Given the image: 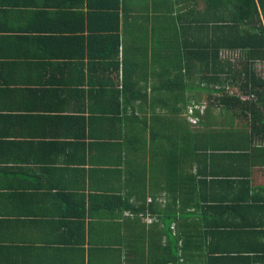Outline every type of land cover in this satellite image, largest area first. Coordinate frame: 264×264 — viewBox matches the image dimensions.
Returning <instances> with one entry per match:
<instances>
[{
    "label": "crops",
    "instance_id": "1",
    "mask_svg": "<svg viewBox=\"0 0 264 264\" xmlns=\"http://www.w3.org/2000/svg\"><path fill=\"white\" fill-rule=\"evenodd\" d=\"M254 2L258 25L264 0ZM211 3L0 0V264H264V139L249 135L248 116L226 129L189 121L199 89L183 92L185 111L164 108L181 103L164 54L219 40L213 26L232 6ZM107 4L117 28L85 17ZM134 53L141 62L127 72L121 60ZM218 60L223 79L245 56L221 48ZM223 80L210 86L232 87ZM181 127L193 145L220 132L236 150L213 159L187 148L182 161Z\"/></svg>",
    "mask_w": 264,
    "mask_h": 264
},
{
    "label": "trees",
    "instance_id": "2",
    "mask_svg": "<svg viewBox=\"0 0 264 264\" xmlns=\"http://www.w3.org/2000/svg\"><path fill=\"white\" fill-rule=\"evenodd\" d=\"M109 1V0H107ZM211 9L214 11L218 9L219 0H211ZM217 1V2H216ZM117 3V0H116ZM228 4L232 6L229 10L228 19L220 21L221 24L213 26V33L216 34L219 40L210 41V45L202 46L201 48H187L186 44L180 43L175 45V50L164 54L165 61V74L168 77L166 84L174 85L175 82L180 83L179 87L176 89L178 93L175 96L179 97L181 102L177 104H164L166 112L172 114L174 112L185 111L186 104L185 99L183 98V92L190 89L194 91V88H199V90H204L207 97H211L210 100L213 103L224 104L225 106L235 107L247 115L250 129V136H256L260 140L264 139V8H261L262 23L258 25L254 22L251 24L253 13L258 14L256 4L254 0H228ZM117 5L107 4L104 8H93L95 10H88L85 17L90 19H99L101 21L113 20L115 22V28L118 24V15L116 10H112V7L116 9ZM168 15V13L166 14ZM167 18V17H166ZM171 18V17H170ZM168 19V18H167ZM219 19V18H218ZM248 20V21H247ZM173 25L170 21L168 27L166 26L167 33H175L171 29ZM183 28V25H180ZM102 31L106 27L102 26ZM98 31V30H97ZM98 33V32H96ZM103 33V32H102ZM99 35V34H98ZM100 38H104L103 42L105 43V51L109 52L107 34H100ZM96 36V38H99ZM90 36L89 38H91ZM113 37V36H112ZM89 44V39H88ZM107 47V48H106ZM118 47L117 34L113 37L112 48L111 50L116 54ZM221 48H227L231 51H240L245 56V62H238V65L234 63H227V70L223 72V79H227L231 84V88L226 89L225 87L213 88L210 85L212 84H221L224 81L220 75V65L222 64L218 60V51ZM142 49V47H141ZM144 49V47H143ZM146 52V50H144ZM181 54V56H180ZM156 52L152 51L151 56L155 59ZM132 57V58H131ZM129 60L122 59L121 65L123 69L127 72L131 70L134 71V68L139 65L141 62L140 54L137 55L134 53ZM113 58V57H112ZM129 58V57H128ZM193 60H195V71L193 69ZM171 61V62H170ZM249 61V62H248ZM168 63V64H167ZM192 63V64H191ZM256 63H260L263 66V72H258L254 68ZM115 67L119 65V61L111 62ZM172 66V72L168 73L169 67ZM174 71V72H173ZM171 77V78H170ZM195 83V84H194ZM174 90V91H176ZM229 91H231L229 93ZM140 89H132L130 91L131 97L140 96ZM241 95H245L246 98L241 99ZM198 100V98H197ZM117 108L119 105L116 106ZM246 116V117H247ZM192 134H188L186 129L181 127V135L179 134V146L182 156V161L187 154V148H191L192 151L198 152L200 149L208 151L206 154L209 158H215L218 154H221L225 151H231L230 149L235 148H226V145L223 143V138L225 134L220 132H203L196 135V141L193 145V140L190 138ZM230 136V135H228ZM190 138V142H189ZM166 148H168L167 153L169 156L166 157V161L171 163V145L172 141H176L177 136L167 135L165 137ZM176 146V143H175ZM206 148L208 150H206ZM198 155V154H197ZM172 201L169 204H166L164 218L171 221L177 216H174V208L170 206ZM183 201H181V204ZM171 208V209H169ZM137 212L140 211V208H134ZM182 209V208H181ZM169 223V222H168ZM167 223V224H168Z\"/></svg>",
    "mask_w": 264,
    "mask_h": 264
},
{
    "label": "rangeland",
    "instance_id": "3",
    "mask_svg": "<svg viewBox=\"0 0 264 264\" xmlns=\"http://www.w3.org/2000/svg\"><path fill=\"white\" fill-rule=\"evenodd\" d=\"M260 71L263 72V66H260ZM195 90L199 88H194ZM204 91V90H203ZM198 100L195 101V107L191 106L193 115L197 125L208 129H215L219 126L232 127V125L241 124L247 115L240 113L235 107L225 106L224 104L213 103L211 97H207L206 93L198 94ZM196 99V98H195ZM264 113V111H263ZM226 129V128H225Z\"/></svg>",
    "mask_w": 264,
    "mask_h": 264
},
{
    "label": "built area",
    "instance_id": "4",
    "mask_svg": "<svg viewBox=\"0 0 264 264\" xmlns=\"http://www.w3.org/2000/svg\"><path fill=\"white\" fill-rule=\"evenodd\" d=\"M192 107H195V105H193ZM191 111H192L191 108H189V109H188V112H189V113H192ZM188 119H189V121L195 122V120L192 119V118H190V117H188Z\"/></svg>",
    "mask_w": 264,
    "mask_h": 264
}]
</instances>
